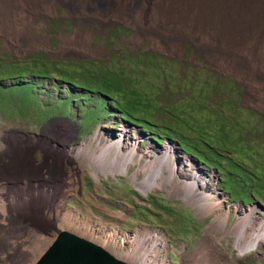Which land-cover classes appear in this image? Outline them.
<instances>
[{
	"label": "rangeland",
	"instance_id": "374dc122",
	"mask_svg": "<svg viewBox=\"0 0 264 264\" xmlns=\"http://www.w3.org/2000/svg\"><path fill=\"white\" fill-rule=\"evenodd\" d=\"M96 1L104 14L83 0L0 8V264H35L59 230L128 264H264V236L248 245L260 224L264 235V77L228 62L203 34L169 42L148 13L114 17V0ZM123 125L137 156L168 145L182 159L172 184L138 189L141 158L115 175L93 173L83 155L61 158L60 148L87 138L91 148L96 133ZM23 152V176L55 192L41 215L15 202ZM195 168L207 181L199 204V192L191 201L182 187ZM246 212L249 238L238 248L228 230ZM70 214L97 233L73 226ZM216 214H226L222 231L211 225ZM113 232L122 250L106 240Z\"/></svg>",
	"mask_w": 264,
	"mask_h": 264
},
{
	"label": "bare ground",
	"instance_id": "6f19581e",
	"mask_svg": "<svg viewBox=\"0 0 264 264\" xmlns=\"http://www.w3.org/2000/svg\"><path fill=\"white\" fill-rule=\"evenodd\" d=\"M23 1L27 2L28 9H36V7L46 8L55 0ZM113 2V7L111 6L109 10L114 17L124 18L131 15L139 17L140 13H148L146 16L152 25L160 31V35H164L163 39L169 42L176 41L178 32L189 35L203 34L205 41H210L225 53L228 62L235 65L246 63L250 76L264 77V0H114ZM82 3L86 4L90 12L95 15L102 12L93 8L97 4L96 0H83ZM5 4L17 5L15 0H0V8ZM98 9L101 10L100 6ZM250 49H256L257 55H248L247 52ZM131 133L130 128L125 125L116 132L105 130L94 135L93 147L90 148V139H83L74 149L60 148V156L65 163H69L73 159L72 156L83 155L88 159L89 167L93 173L100 171L113 175L125 173L130 163L134 164L141 158L137 171L142 174V177L136 180L132 176L138 189L147 191L151 188L163 187L165 184H172L171 180L177 174L178 164L176 163L182 159L168 145H164L159 154L147 150L137 156L138 140L136 138L131 140ZM172 157L176 158L173 159L175 162L171 160ZM26 158L24 152L16 158L18 180H23L16 187L15 202L21 210L25 211L26 215L37 216L41 215L42 205H51L55 192L42 189L38 183L32 181L28 174L23 176L22 169L28 168ZM205 185H207V181L201 177V171L195 168L191 180L182 184L185 189L184 197L192 201L195 193L199 192L200 196L194 199L196 204H199L202 199H205L203 195ZM3 190L0 188V194H4ZM7 196L6 194L3 198L5 205L9 206L10 201ZM1 205L0 198V214H7L6 209L1 208ZM225 215L221 218L220 214H216L211 220V225L222 231L226 222ZM62 216L65 218L66 214L63 213ZM249 216L250 213L246 212L228 230L229 234L236 237L234 244L238 248L244 246L243 241L246 238H251L248 242L250 246L258 237L264 236L260 235L261 224L257 227L256 232L253 231V235H248L247 220ZM70 217L73 226L76 225L89 232H96L97 227L94 224L87 220H81L74 214H70ZM262 222L264 223V221ZM133 234L137 236L138 232ZM151 234L156 239H160V234L152 231L148 235ZM106 240L114 248L122 250L121 245H118L113 237H107ZM213 240L214 238L211 237L212 242ZM145 259L147 258H139L141 261H145ZM35 264L128 263L114 257L110 252L93 242L69 231L59 230L57 236Z\"/></svg>",
	"mask_w": 264,
	"mask_h": 264
}]
</instances>
